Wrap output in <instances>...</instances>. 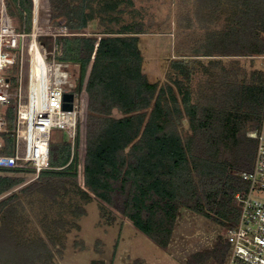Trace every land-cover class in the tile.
Instances as JSON below:
<instances>
[{"label":"trees","instance_id":"obj_1","mask_svg":"<svg viewBox=\"0 0 264 264\" xmlns=\"http://www.w3.org/2000/svg\"><path fill=\"white\" fill-rule=\"evenodd\" d=\"M13 1L20 13L5 0L9 16L19 20V31L29 32L33 0ZM46 1L51 25L70 34L58 39L57 58L80 66L76 92L85 88L88 100L85 185L77 183V156L69 166L76 165L74 172L49 171L19 190L25 176L4 170L0 264H55L95 197L161 248L170 243L182 205L235 224L233 193L247 188L241 172L251 168L256 148L248 133L257 129L264 104V69L255 60L264 56V0H205L203 57L197 52V0H178V58L163 82L145 74L140 49L151 27L137 2L152 0ZM94 22L98 31L88 35ZM44 43L51 48L54 40ZM12 116L10 109L11 131ZM5 137L3 152L13 154L12 133ZM72 149L65 140L51 142V167H66ZM100 208L103 223L113 226L115 216ZM228 253L219 236L187 264H225Z\"/></svg>","mask_w":264,"mask_h":264},{"label":"built area","instance_id":"obj_2","mask_svg":"<svg viewBox=\"0 0 264 264\" xmlns=\"http://www.w3.org/2000/svg\"><path fill=\"white\" fill-rule=\"evenodd\" d=\"M39 10L40 0H33L32 29L19 31L5 0H0V170L33 180L43 173L69 168L87 109L85 88L76 92L77 81L73 79L72 68L78 65L57 58L62 51L58 39L70 35L69 31L64 26L39 24ZM46 38L54 40L51 48L45 45ZM14 70L16 83L10 80ZM66 94L74 95L71 111L64 109ZM10 109L12 131L7 118ZM54 130L65 131L73 146L71 162L59 170L50 165ZM10 132L13 154H5V134ZM250 138L255 140V155L251 168L241 172L247 188L233 193L237 220L227 226L223 237L229 246L225 264H264V104Z\"/></svg>","mask_w":264,"mask_h":264},{"label":"rangeland","instance_id":"obj_3","mask_svg":"<svg viewBox=\"0 0 264 264\" xmlns=\"http://www.w3.org/2000/svg\"><path fill=\"white\" fill-rule=\"evenodd\" d=\"M10 2L18 15L19 5L13 0ZM137 8L144 14L145 23L151 27L147 34L141 36L140 41V49L144 56V72L151 82H163L171 61L178 58L175 26L178 0L137 2ZM195 13L197 52L203 57L207 37L205 0H197ZM14 21L18 27L17 21L19 20L15 18ZM39 24L51 25L50 8L46 0H40ZM97 31V22H94L87 32L90 35ZM255 60L258 67L264 69V56L256 57ZM72 72L74 81H77L80 66L73 67ZM86 101L88 104L87 96ZM86 114L87 109L78 127L79 146L76 144L74 147L73 159L75 162L76 156L78 157L77 183L81 186L85 185ZM252 132L248 133L249 137ZM64 140L70 143L65 131L54 130L52 132V142L59 143ZM75 170L76 165L61 172H74ZM3 171L0 170V176L4 174ZM34 181L36 180H33L31 176H25V182L17 190ZM95 199L87 204V214L78 221L81 230H74L68 234L64 257H56L55 264H187V260L193 254L202 251L211 243L214 245L219 236L224 237L227 229V225L182 205L178 210L170 243L167 247L161 248L134 227L118 208H113L99 198L95 197ZM100 205H104L115 216L116 223L113 226L103 223Z\"/></svg>","mask_w":264,"mask_h":264},{"label":"water","instance_id":"obj_4","mask_svg":"<svg viewBox=\"0 0 264 264\" xmlns=\"http://www.w3.org/2000/svg\"><path fill=\"white\" fill-rule=\"evenodd\" d=\"M64 100H65V105H64V109L71 111L73 110V101H74V95L73 94H66L64 96Z\"/></svg>","mask_w":264,"mask_h":264}]
</instances>
